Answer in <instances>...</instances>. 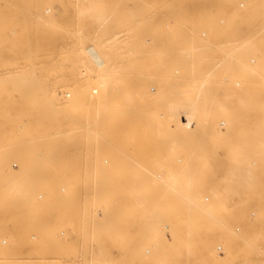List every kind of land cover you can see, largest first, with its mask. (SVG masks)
<instances>
[{"label": "rangeland", "instance_id": "obj_1", "mask_svg": "<svg viewBox=\"0 0 264 264\" xmlns=\"http://www.w3.org/2000/svg\"><path fill=\"white\" fill-rule=\"evenodd\" d=\"M219 16L223 23H218ZM262 20L264 0H0V150L8 153L5 167L11 170L4 175L19 173L26 164L28 177L42 179L29 183L27 195L16 204L0 203V264H65L68 255L83 259L82 264H97L90 259L96 254L103 259L99 264H185L181 236L186 233L190 240H202L205 251L215 250L216 257L209 256L213 262L264 258L259 250L264 240L249 245L236 235L257 232L264 221V153L249 151L236 159L235 147L241 144L237 128H245L250 118L229 124L225 110L212 107L234 104L237 93L253 85L243 84L242 73L196 81L186 64L197 49L204 54L213 50L216 68L218 46L226 50L264 38ZM202 29L208 31L206 38H199ZM97 38L105 40L98 48L105 62L99 68L85 50ZM257 49L247 43L239 47V56L254 64ZM100 72L111 79L131 76L124 87L135 86L132 97L138 107L123 108L127 102L118 96L117 83L105 109H85L95 104L94 95L102 88ZM57 73L70 74L55 85L56 99L70 102L72 93L59 95L77 89L84 106L68 110L46 130L76 139L65 148L55 147L63 150L55 159L67 161L75 154L79 164L46 169L38 165L45 148L19 139L37 136L42 129L26 125L22 109L29 93H21L17 82L35 76L37 88L46 89ZM244 78L256 81L253 75ZM193 81L198 85L191 87ZM254 112L264 114V108ZM89 137H105L110 143L87 146ZM88 151L94 152L89 163H81ZM104 157L108 164L102 163ZM182 170L197 177L189 205L159 182L170 174L181 177ZM167 200L176 206L151 210V204ZM110 211L117 212L118 221L125 218L122 233L107 237L96 228L94 236H86L88 217L100 220ZM62 228L64 234L57 235Z\"/></svg>", "mask_w": 264, "mask_h": 264}, {"label": "bare ground", "instance_id": "obj_2", "mask_svg": "<svg viewBox=\"0 0 264 264\" xmlns=\"http://www.w3.org/2000/svg\"><path fill=\"white\" fill-rule=\"evenodd\" d=\"M87 11H89V10H86L85 12H87ZM103 15L105 16V14H103ZM103 15L101 14V17ZM99 17L100 16H98V18ZM220 18H223V17L222 16L217 17L218 23H223L224 18H223L222 22L219 21ZM91 21H93V19H90L89 22H91ZM262 21H264V20H262ZM88 25H89V23H88ZM97 28H96V30H97ZM86 30H88V29H86ZM205 30L207 31V29H205ZM208 31L210 33L209 36H212V34L210 32L211 29L209 30V27H208ZM84 33H86V31L83 32V36H84ZM250 33H252V32H250ZM72 34H73V32H72ZM75 34H73V35H75ZM80 34H82V32ZM181 38L182 39L186 38V35H185V32L183 29H181ZM199 38H201V37H199ZM97 39L98 40H96L94 43L92 41H91V43L89 42L90 44H88L85 47V50L87 51V53L90 54L89 56L92 57L91 58V59H93L92 61H94L96 66L99 68L105 62H104V58L100 55L98 48L104 46L105 40H99L100 38H97ZM200 40H202V39H200ZM252 40H253V38H250L247 42L236 43V45L233 46V48H231V49L227 46L226 50L224 48H222L221 46H218L216 48V52L218 53V56H216V57H218L220 60H216L219 63V65L216 68H214L215 53L213 50H210V54H204L205 53L204 51L203 52L201 51L199 53V51L197 49L196 52H198V54H196V52L193 53V54H195L194 59L190 58L193 60L186 61V64L190 65V68H189L190 69L189 70L190 75H192L196 81L197 80L198 81H207L208 79L210 80L211 78H213L215 76L221 77V76H225L228 74L242 73V76H239V77H240V79H242V81L244 80L243 84L253 85L252 89L245 90L241 93H237V96L235 98L237 102H235L234 104L212 106V107H219L220 109L225 110L226 113L223 116L229 124H231V122H235L236 119L247 118V117L250 118V120L247 122V125L245 128H243V126L241 128H237V133L239 135L238 139L241 140V142H240L241 144H239V145H237V147H235L236 150L238 151V153L236 154L237 156L235 157L236 159L239 158L240 154L244 155V153L249 152V151L264 153V119H262V118H264V114H261V113L257 114L254 112L259 108H264V101H261V100H264V99H262V98H264V38H260L255 43ZM87 43H85V45ZM198 43H196V44H198ZM247 43H248V46L254 45V47L260 48V49H257V51L253 52L257 58V61L254 64H249L245 59H243L239 56V52H238L239 47H241L243 45H247ZM193 45H195V44L193 43ZM199 45H201V48L203 47V43L200 42ZM228 49H230V50H228ZM254 55H253V57H255ZM86 56H87V54H86ZM61 57H63V56H60V58ZM120 57H119V60H122ZM124 57H122V58H124ZM127 60H129V59H127ZM197 61L203 62V67H200L198 65ZM251 61H254V59H251ZM84 62H86V61H84ZM93 65H94V63H93ZM96 66H94V68ZM115 69H117V68H115ZM68 74H70V73H68ZM68 74L67 73H62V74L57 73L56 78L54 79L53 83L51 84L52 86H47V88L45 89V87H43V85H42L44 90L41 89L42 87L37 88V87H39L38 86L39 82H37L38 80L35 76H30V78L27 76H22V77H20V79H18L19 82H17L19 85L18 90L21 91V93L25 92V90H26V93H29V96H28L27 101H26L27 105L23 106V109H22V110H24L23 112H25L24 117H26V121H25L26 125H28L29 123H34V125L36 127H39V129H42V130H40V132L37 131L39 133V135H37V136L24 135L23 138H19V139H22L24 142H27L30 145H42V147L45 148L43 155H42V157L44 158V161L39 162L38 165L40 166L42 164V165H44V167H46V169H48L49 167H52L51 165H53V164H54V166L57 165V163H60L63 167H69V166L71 167L74 165L77 166V164H79L75 154H73L72 158L70 157L67 161H64V160L57 161L55 159L56 157H59L63 151L60 149H58L56 151L55 147L65 148L66 144H68V146H70L75 142L76 139L73 137L57 136L56 134L51 136V135L47 134V133H49L48 132L49 130H46V128L52 126L51 125L52 123H55V120L57 119V117L64 115L65 112H67L68 110L78 111L80 109H83L84 105H82L80 102H78L80 92L77 89H75V90H72V89L68 90L67 89V90H64L59 95V96H62L63 98H65L67 96L69 97V95L72 93V97L68 98L70 100V102H62V101H59L58 99H56V92H55L54 87H55V85L59 86L61 82H64L65 80H67ZM247 74L256 76L255 83L245 81L244 76ZM92 75H94V74H92ZM92 75H89V77ZM109 76L110 75L108 73H105V72H100L97 74V77L98 78L100 77L102 79L99 81V85H100V87L102 86V88L99 90V92H97L96 95H94L96 97L94 99L95 104L86 105L85 109L87 108L89 110L90 107H94L95 112H97L101 109H105L108 105L107 101L110 100L109 97H111V94H112L111 86L116 87L117 83H118V85H117L116 90H117L118 96L123 101L127 102V105L123 108H126V107H131V109L137 108L138 107L137 104H134V102H135L134 99L136 97H132V94L136 93V90L134 91V88H135L134 85L135 84L131 83L134 86L133 88L130 85L127 88L124 87V85L127 86V83L129 82V78H131V76L121 75L119 78H117L118 77L117 76L116 77L117 79L116 78L114 79V77L111 79V77H109ZM111 76H112V74H111ZM93 77H95V75ZM196 81L191 82L190 86L191 87L197 86L198 84ZM235 83L239 84V82H237V81ZM222 84L223 83L220 82L218 85H222ZM34 86L37 89H34V90L29 89L30 87H34ZM129 87L131 89H129ZM91 90H92L91 92L95 93L97 91V88L94 87V88H91ZM71 99H72V101H71ZM101 99L104 100L102 103H101ZM54 100H55V102H53ZM212 100H215V98ZM203 108H204V106H203ZM250 110H252L253 112H251ZM94 123L95 122H88L87 126H92L91 124L94 125ZM223 124H224V121L221 120L219 122V125L223 126ZM240 124L241 123L238 122V125H240ZM27 133H29V132H27ZM107 141H108V138H105V137H103V138L102 137L101 138L89 137L87 140V146L88 145H94V146L96 145V146L100 147L101 145H104L105 143L107 144ZM45 151H47V152H45ZM93 153L94 152L88 151L87 154H84L81 163H84V164L89 163L87 158L92 156ZM7 154L8 153L0 150V203L12 205V204H16L17 201L20 200L24 195H27V189H28L29 183H35V181H39L42 179H33L32 177H28L26 175V173L30 171L29 170L30 167L26 164L21 166L19 173L17 172L14 175H10V177L5 176L4 173L6 171L11 172V170H9L5 167V165H6L5 164V157ZM102 163H103V159H102ZM108 163H103V164H108ZM13 164H16V163H12V166H13ZM230 172H231V170H230ZM246 172L248 173L249 169H247L244 173H246ZM196 178L197 177L191 176L190 172L188 173V171L182 170L181 171V177H177V176H174L173 174H170L166 178L159 179V182L161 183L160 185L163 188V190L171 192V193H177L178 192L181 195V199L187 200L188 201L187 204L189 205V202L192 200V198H194L195 188L197 186L196 184H194V181H196L195 180ZM135 191H137V190H135ZM215 191L216 190H213L212 192H215ZM105 200H107V199H105ZM173 202L174 201H171V200H169V201L167 200L165 202H155L154 204H151L150 208H151V210H155V209L159 208V206H160V207L168 208L171 210V209H173V207L175 205V204H173ZM193 202L194 201H192V203ZM195 204L196 203H194V205ZM188 210H189V207H188ZM96 213L99 216L102 215V212L100 209L96 210ZM211 217H213V216L211 215ZM118 218H119V216L117 215V212H113V211H112V213H111V211L109 212V214L107 213V216H104V218L100 219V220L94 217V221H93L92 217H88V221L90 220V222L87 223L88 228H86L84 230V231H86L85 235L86 236H90V235L94 236V233H95L94 230L96 228H100L96 231H103V233L107 237L113 236V235H118V233L121 231L120 226L123 225V224H121V222H123V223L125 222V218H123V220H120V221H118ZM188 219H189V214H188ZM215 219L218 221L216 216H215ZM188 223H189V220L187 222V226H189ZM231 232H232V230H231ZM49 233H51V231H49ZM121 233H122V231H121ZM63 234H64V230L62 233L58 232V230H57V235L61 236ZM236 235L238 237L237 240L240 242H243V241L245 242L247 240L249 242V245L257 244L258 242H260V240H264V221H262V226H261V229L259 231L253 232L250 230V231H246V232H241L240 234L236 233ZM34 237H35V235L30 236V238H32V239H34ZM188 237H189L188 233L183 234L181 236V262H184L185 264H221L222 263V261H223L222 258H218V259L216 258L215 262H213V260L210 259V257H209L210 255H214L215 257L217 255V253L215 255L214 249L210 250V251H205L204 250L205 243L202 242V240L200 241V240L195 239V238L190 240V238H188ZM4 241L5 240H2L1 243ZM217 249H220V246H217ZM259 250L264 252V243L261 244V248ZM189 253L190 254L192 253V255H188ZM248 258H249L248 260L241 262L240 264H264V258L253 259V257H251V256H249ZM90 259L93 261L95 260L97 264H99L100 261H103V259H101L98 254L94 255V257L90 258ZM0 260H2V259H0ZM72 261H75L77 264H82L83 259H74V258H72V256L68 255V257L63 260V263L73 264ZM94 263L95 262H92V264H94ZM228 264H230V263H228Z\"/></svg>", "mask_w": 264, "mask_h": 264}, {"label": "built area", "instance_id": "obj_3", "mask_svg": "<svg viewBox=\"0 0 264 264\" xmlns=\"http://www.w3.org/2000/svg\"><path fill=\"white\" fill-rule=\"evenodd\" d=\"M219 21L222 22V21H223V18H220ZM198 35H200V37H202V38H206V37L208 36V32H207L205 29H203V30H201V31L198 33ZM108 162H109V158L104 157V158H103V163H108ZM15 165H16V164H13V166H15ZM59 232L62 233V232H63V228L60 229ZM2 243H3V244H6L7 242H6V240H5V241L2 242Z\"/></svg>", "mask_w": 264, "mask_h": 264}]
</instances>
